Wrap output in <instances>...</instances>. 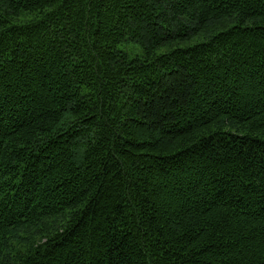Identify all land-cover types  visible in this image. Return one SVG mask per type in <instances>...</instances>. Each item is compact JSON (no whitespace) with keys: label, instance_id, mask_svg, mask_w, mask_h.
<instances>
[{"label":"trees","instance_id":"16d2710c","mask_svg":"<svg viewBox=\"0 0 264 264\" xmlns=\"http://www.w3.org/2000/svg\"><path fill=\"white\" fill-rule=\"evenodd\" d=\"M0 264H264V0H0Z\"/></svg>","mask_w":264,"mask_h":264},{"label":"rangeland","instance_id":"374dc122","mask_svg":"<svg viewBox=\"0 0 264 264\" xmlns=\"http://www.w3.org/2000/svg\"><path fill=\"white\" fill-rule=\"evenodd\" d=\"M128 51L132 52L133 54L137 55V54H140L141 53V50H136V51H131L130 49H133V48H129L128 46L126 47ZM139 48V47H138Z\"/></svg>","mask_w":264,"mask_h":264}]
</instances>
